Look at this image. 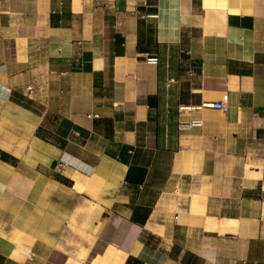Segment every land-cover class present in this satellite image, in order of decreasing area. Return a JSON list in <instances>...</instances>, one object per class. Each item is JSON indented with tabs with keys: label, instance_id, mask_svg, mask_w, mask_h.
<instances>
[{
	"label": "crops",
	"instance_id": "crops-1",
	"mask_svg": "<svg viewBox=\"0 0 264 264\" xmlns=\"http://www.w3.org/2000/svg\"><path fill=\"white\" fill-rule=\"evenodd\" d=\"M0 264H264V0H0Z\"/></svg>",
	"mask_w": 264,
	"mask_h": 264
},
{
	"label": "built area",
	"instance_id": "built-area-1",
	"mask_svg": "<svg viewBox=\"0 0 264 264\" xmlns=\"http://www.w3.org/2000/svg\"><path fill=\"white\" fill-rule=\"evenodd\" d=\"M146 61L150 62V63H156L158 61V57L156 55H148L146 57ZM28 89L30 91H32V87L29 86ZM226 100H227V95H224L222 97L221 100L216 101V102H212L209 104L210 107L225 111L227 109V105H226ZM185 107H181V109H183ZM193 125H200V121L199 120H193L190 122Z\"/></svg>",
	"mask_w": 264,
	"mask_h": 264
}]
</instances>
